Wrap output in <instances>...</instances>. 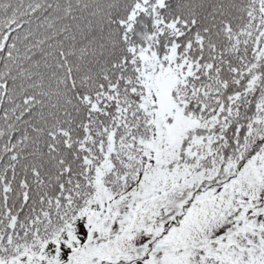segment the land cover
Segmentation results:
<instances>
[{
	"label": "snow or ice",
	"instance_id": "6c2138e0",
	"mask_svg": "<svg viewBox=\"0 0 264 264\" xmlns=\"http://www.w3.org/2000/svg\"><path fill=\"white\" fill-rule=\"evenodd\" d=\"M0 264H264V0H0Z\"/></svg>",
	"mask_w": 264,
	"mask_h": 264
}]
</instances>
